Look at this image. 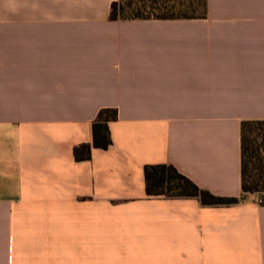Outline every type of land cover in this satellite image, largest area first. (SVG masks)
I'll use <instances>...</instances> for the list:
<instances>
[{
	"label": "crops",
	"instance_id": "obj_1",
	"mask_svg": "<svg viewBox=\"0 0 264 264\" xmlns=\"http://www.w3.org/2000/svg\"><path fill=\"white\" fill-rule=\"evenodd\" d=\"M115 0H0V264H264V205L148 196L144 166L241 194L264 119V0L110 20ZM112 143L76 161L99 109Z\"/></svg>",
	"mask_w": 264,
	"mask_h": 264
},
{
	"label": "trees",
	"instance_id": "obj_2",
	"mask_svg": "<svg viewBox=\"0 0 264 264\" xmlns=\"http://www.w3.org/2000/svg\"><path fill=\"white\" fill-rule=\"evenodd\" d=\"M207 0H115L110 5V20L204 18ZM115 107L99 109L91 123L92 142L73 147L76 161L88 160L92 148H108L111 143L109 124L116 120ZM241 194L222 196L201 188L168 163L144 166L145 192L148 196L196 198L206 206H228L246 199L245 195L264 192V119L242 120L240 125ZM261 175V176H260ZM264 205V203H260Z\"/></svg>",
	"mask_w": 264,
	"mask_h": 264
},
{
	"label": "rangeland",
	"instance_id": "obj_3",
	"mask_svg": "<svg viewBox=\"0 0 264 264\" xmlns=\"http://www.w3.org/2000/svg\"><path fill=\"white\" fill-rule=\"evenodd\" d=\"M248 196H251L254 200L258 201L259 203H264V192H260V193L254 192V193H248L245 195V197H248Z\"/></svg>",
	"mask_w": 264,
	"mask_h": 264
}]
</instances>
